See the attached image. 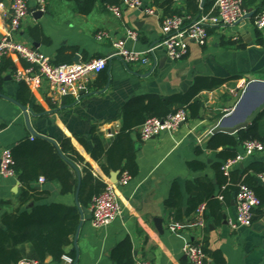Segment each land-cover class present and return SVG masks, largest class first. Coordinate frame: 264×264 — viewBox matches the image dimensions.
Instances as JSON below:
<instances>
[{
    "label": "crops",
    "instance_id": "obj_1",
    "mask_svg": "<svg viewBox=\"0 0 264 264\" xmlns=\"http://www.w3.org/2000/svg\"><path fill=\"white\" fill-rule=\"evenodd\" d=\"M7 1L8 7L5 0H0V38L7 28L6 15L11 11V0ZM153 2L143 0L144 8L154 9V15L146 14L144 9H125L122 17L116 18L106 9V4L97 3L90 14L82 15L74 3L64 0H50L47 11L39 16L35 15L36 1L30 0V13L17 40L49 57L53 63L69 60L72 64L75 56L81 62L106 58L116 40L124 41L129 49L145 51L163 36L164 16ZM174 8H184V1ZM245 9L251 18L232 28L211 29L207 44L200 46L192 41L187 55L180 61H170L162 51L157 54V62L148 66L114 58L81 89L66 95L53 93L46 82L35 86L18 82L16 72L29 64L17 55H8L0 62V159L5 149L12 150L24 141L34 143L33 133L37 134L36 139L57 146L68 138L91 165L93 175L105 183L114 170L106 175L77 142V136L89 138L96 130L109 148L122 129L120 113L129 100L145 95L170 97L186 93L198 76L223 81L218 89L200 94L203 107L199 119L190 118L176 131L147 141L141 139L139 129L131 132L139 172L121 188L122 214L111 225L100 229L93 226L89 208L79 202L78 190L63 194L57 182L40 184L38 180L33 184L41 193L37 196L41 199L38 204L76 206L90 213L84 220L81 217V227L65 247L64 256L73 259L71 264H116L111 254L127 241L132 245L133 263L147 260L152 264H190L184 248L200 241L206 253L205 264H264V208L255 210L250 228L232 230L228 221L237 215L236 191L226 193V201L219 199L225 202L218 212L207 209L204 227L199 231L186 227L171 232V215L166 209L175 188L180 192L184 215L189 203L201 192V185L212 184L214 195L221 193L222 177L217 165L224 161L220 156L223 148L208 147L216 136L211 131L224 116L231 114L229 110L235 109L247 83L264 82V29L259 30L254 24L256 16L264 12V0H257ZM129 29L138 33V41L127 39ZM100 33L105 34L102 40L97 38ZM236 76L240 78L235 80ZM255 91L249 107L264 98V89ZM234 150L241 152L242 145ZM72 164L73 181L79 186L85 175L84 165ZM191 164L202 168L192 169ZM262 168L264 153L255 154L238 164L227 179L230 183L233 177L241 180L251 177L256 186L264 188L258 180V170ZM20 192L17 177L0 178V229L2 216L19 209ZM196 220L195 213L180 222L188 225ZM64 256L60 261L49 257L46 264H70Z\"/></svg>",
    "mask_w": 264,
    "mask_h": 264
},
{
    "label": "trees",
    "instance_id": "obj_2",
    "mask_svg": "<svg viewBox=\"0 0 264 264\" xmlns=\"http://www.w3.org/2000/svg\"><path fill=\"white\" fill-rule=\"evenodd\" d=\"M74 3L79 14H90L97 3L106 5H119L121 0H64ZM217 0H205L201 7L200 0H184V8H174V0H154L153 5L164 17L179 15L197 18L202 13L209 12ZM257 0H244V8L254 5ZM71 61L61 60L55 65L70 64ZM28 67V65H25ZM236 76L234 79H239ZM24 85V83H23ZM223 85V81L215 78L198 76L186 93L170 97L158 95H145L129 100L121 109L123 121L122 129L112 145L107 148L104 139L94 130L91 137L77 136V142L85 149L90 157L98 163L102 171L109 175L110 170L128 173L134 178L139 167L136 162V154L131 132L138 130L150 118L164 119L179 109H187L189 119H199L203 103L199 96L204 91H213ZM31 100V98H30ZM37 111H42L35 107ZM246 140L264 141V111L254 123L247 129L241 130L236 135L217 134L209 142L212 150L223 148L220 156L225 162L237 155L234 149ZM92 143V147L90 146ZM15 161L16 177L21 185L18 196L19 209L13 213L2 216V228L0 229V264H18L23 259H31L46 264V260L52 257L60 261L65 255V247L71 244L72 238L78 231L81 223V211L76 206L63 204H38L41 200L37 196L41 193L33 186L40 177L46 182H57L61 186L63 194L73 193L78 190L79 202L82 207L90 208L93 199L99 196L105 189L106 183L92 173V167L85 162L72 141L63 139L57 146L43 139H36L34 143L24 141L12 149ZM72 163L84 165L85 175L78 186L73 181ZM223 164V163H222ZM221 165H217L218 173L222 177L220 181L221 193L226 201V193L238 190V186L244 183L251 187L261 201L264 208V188L256 186L251 177L245 180L231 178L229 183L221 171ZM74 167V166H73ZM192 169H201L202 165L191 164ZM264 173V168L258 170ZM252 181L250 186L249 182ZM228 182V183H227ZM253 186V187H252ZM201 192L189 204V210L183 214L180 192L175 188L171 198L166 202V209L170 212L171 219L181 221L196 213L201 204H206L207 209L221 210L224 203L215 196V187L212 184L200 186ZM28 247V248H27ZM74 257V255H73ZM116 264H135L132 259V245L129 241L117 247L111 254Z\"/></svg>",
    "mask_w": 264,
    "mask_h": 264
},
{
    "label": "built area",
    "instance_id": "obj_3",
    "mask_svg": "<svg viewBox=\"0 0 264 264\" xmlns=\"http://www.w3.org/2000/svg\"><path fill=\"white\" fill-rule=\"evenodd\" d=\"M37 11L45 13L50 0H35ZM184 0H174L175 4ZM201 1V0H200ZM244 0H217L214 7L207 13L200 14L192 19L188 16L173 15L164 17L162 20V39L159 43L149 47L145 51H136L126 47L125 42L116 40L113 42V51L106 58L93 59L78 64L55 65L51 59L41 52L28 47L17 40L20 28L30 13V0H11V11L6 15L7 28L0 38V62L8 55H17L25 60L29 67L16 72L18 82H24L35 86L46 82L50 90L59 95H66L75 89H81L93 77L104 71L111 59L117 58L127 64L142 66L157 62V54L162 51L172 62L182 60L189 51L192 41L200 46H205L211 29H227L239 25L244 21L247 10L243 6ZM106 9L116 18H121L125 9H144L148 15H154L151 7L144 8L143 0H121L119 5H107ZM254 24L257 29H264V12L256 16ZM105 34L100 33L98 39L102 40ZM138 33L135 30H127V39L138 41ZM243 88V87H242ZM234 109L229 110L232 113ZM189 113L187 109H179L164 119L150 118L139 129L143 141L150 140L162 133H172L181 125L187 123ZM35 139V135L31 136ZM264 153V141L246 140L242 143V151L233 158L227 159L221 166L225 177L230 179L233 169L246 159L255 154ZM15 161L12 150L5 149L0 159V178H14ZM132 177L128 173L120 175L117 185L110 181L106 183V189L95 197L90 205L92 224L100 229L114 223L122 214L120 202V190L126 187ZM258 180L264 185V173L258 174ZM46 182L44 177L39 179L40 184ZM218 198L223 200V196ZM237 215L234 220H229L228 225L232 230L250 228L253 225L255 210L261 206V201L254 190L248 185L241 183L235 195ZM207 211L206 204H201L196 210L197 220L188 225L170 219L169 229L171 232H179L192 227L196 231L204 227V214ZM185 255L190 264H205L206 253L203 244L193 241L184 248ZM70 264L73 259L64 256ZM18 264H41L39 261L23 259ZM135 264H152L147 260H139Z\"/></svg>",
    "mask_w": 264,
    "mask_h": 264
},
{
    "label": "water",
    "instance_id": "obj_4",
    "mask_svg": "<svg viewBox=\"0 0 264 264\" xmlns=\"http://www.w3.org/2000/svg\"><path fill=\"white\" fill-rule=\"evenodd\" d=\"M205 0H201V7H203ZM6 7L9 6V2L5 0ZM35 15L42 16L43 12L36 11ZM252 15L248 14L246 15V18H251ZM243 22V21H242ZM241 22V23H242ZM78 56H75L73 59V62L75 64L81 63V61L78 59ZM256 89H264V82L260 81H250L246 88L244 89L242 93V97L240 101L238 102L237 106L235 107L234 111L224 116L214 127V129L211 131L212 136L217 134H228V135H236L241 130L247 129L252 123L255 122V120L258 118V116L264 111V98L254 104L252 107H249V103L251 101V98L256 93ZM22 107V106H21ZM22 109L25 111L26 108L22 107ZM239 114V115H238ZM242 114V115H240ZM33 135L37 136V134L33 133ZM56 145V143H55ZM136 149H138V144H135ZM121 171H113L110 174V183L113 185H117L119 177H120ZM88 209H81V217L84 220L87 216H89ZM91 217V215H90ZM161 222L159 221V224ZM82 223L80 224L81 227ZM79 227V228H80Z\"/></svg>",
    "mask_w": 264,
    "mask_h": 264
},
{
    "label": "rangeland",
    "instance_id": "obj_5",
    "mask_svg": "<svg viewBox=\"0 0 264 264\" xmlns=\"http://www.w3.org/2000/svg\"><path fill=\"white\" fill-rule=\"evenodd\" d=\"M248 84V83H247ZM247 84H246V86H247Z\"/></svg>",
    "mask_w": 264,
    "mask_h": 264
},
{
    "label": "bare ground",
    "instance_id": "obj_6",
    "mask_svg": "<svg viewBox=\"0 0 264 264\" xmlns=\"http://www.w3.org/2000/svg\"><path fill=\"white\" fill-rule=\"evenodd\" d=\"M234 111V110H233ZM239 115V114H238Z\"/></svg>",
    "mask_w": 264,
    "mask_h": 264
}]
</instances>
